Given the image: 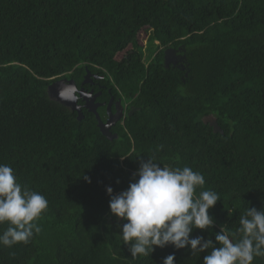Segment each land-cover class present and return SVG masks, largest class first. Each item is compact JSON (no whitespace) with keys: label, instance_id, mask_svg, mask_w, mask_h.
Wrapping results in <instances>:
<instances>
[{"label":"trees","instance_id":"trees-1","mask_svg":"<svg viewBox=\"0 0 264 264\" xmlns=\"http://www.w3.org/2000/svg\"><path fill=\"white\" fill-rule=\"evenodd\" d=\"M168 47L179 61L166 66ZM86 69L137 107L112 140L93 112L78 119L47 94ZM148 157L202 173L197 195L219 194L214 225L193 238L215 242L222 225L235 232L248 207L264 208V0H0V164L48 201L41 232L0 245V264H163L173 254L203 264L211 249L167 245L134 259L121 239L127 221L111 214L106 189L127 190Z\"/></svg>","mask_w":264,"mask_h":264},{"label":"clouds","instance_id":"clouds-1","mask_svg":"<svg viewBox=\"0 0 264 264\" xmlns=\"http://www.w3.org/2000/svg\"><path fill=\"white\" fill-rule=\"evenodd\" d=\"M68 99L75 97L68 93ZM135 182L127 190L113 195L112 187L106 192L111 197L110 212L123 224L120 237L130 245L131 257L151 255L157 247L172 245L175 249L189 247L191 255L204 253L203 264H253L256 257L264 258V208L248 207L239 217L235 232L221 226L215 242L202 236L192 237L195 229H211L215 221L209 215L219 194L202 190L205 178L190 167H167L154 157L141 160ZM88 182L90 183V179ZM48 207L40 193L18 182L10 165L0 164V224L7 228L0 233V245L11 248L18 243L27 244L39 234L37 221ZM175 256L168 255L163 264H174Z\"/></svg>","mask_w":264,"mask_h":264},{"label":"water","instance_id":"water-1","mask_svg":"<svg viewBox=\"0 0 264 264\" xmlns=\"http://www.w3.org/2000/svg\"><path fill=\"white\" fill-rule=\"evenodd\" d=\"M170 53V48L165 49L164 51V64L168 66L172 61L169 59L168 55ZM174 64V62H172ZM88 76V72L85 74V78ZM86 79L83 80L85 82ZM82 89H77L75 81L71 79H65V78H57L56 80L52 81L47 86V94L50 98L58 101L60 104L68 107L70 110L75 111L77 113V118L81 119L83 117L82 111H81V105L77 103V96H81L85 99V95L81 92ZM77 91V95H76ZM71 93L75 99H68L66 94ZM93 99V98H92ZM88 111H91L94 113L95 118L97 120V126L100 130V132L107 137L108 139L112 140L113 138L117 137V134L111 132L110 128L115 123L116 120L120 119L121 117V111L116 108L115 113H111L110 109L108 107L107 109V119L106 121H103L97 110L96 107H93L88 104V101L85 99L84 105H83ZM204 122H208L209 125L212 126L214 132H220L222 133L221 128L217 124L216 120L212 116H207L203 120Z\"/></svg>","mask_w":264,"mask_h":264},{"label":"flooded vegetation","instance_id":"flooded-vegetation-1","mask_svg":"<svg viewBox=\"0 0 264 264\" xmlns=\"http://www.w3.org/2000/svg\"><path fill=\"white\" fill-rule=\"evenodd\" d=\"M168 48H170V53L168 57L172 62H174V64H176V62L179 61V56H178L179 51H176L177 49L175 50V48L173 49V47H168ZM87 72H88V76L85 78V74ZM59 78L71 79L67 77H59ZM84 79H86L85 82H83ZM75 84L77 89H82L81 92L85 95V99L88 101L89 105L96 107L97 112L99 110L101 112H104L105 118L103 119V121H106L107 119L108 107L111 113H115L116 108L119 109V111H121L122 115L120 119L116 120L111 127H113L120 120L122 122L126 115L131 114L137 109L135 105L129 103V101H126L123 97H119L118 95L112 93L111 88L110 86H108V83L104 79L103 74H99L95 71H90L86 69V72L82 75V79L80 80V82L79 83L75 82ZM104 89L108 93L107 98H104L102 95V90ZM76 95H77V91H76ZM85 99L81 96H77V103L81 105V108H85L83 106Z\"/></svg>","mask_w":264,"mask_h":264},{"label":"rangeland","instance_id":"rangeland-1","mask_svg":"<svg viewBox=\"0 0 264 264\" xmlns=\"http://www.w3.org/2000/svg\"><path fill=\"white\" fill-rule=\"evenodd\" d=\"M155 46V43L147 40V42L144 43V46H143V51L148 52L149 50H151L153 47Z\"/></svg>","mask_w":264,"mask_h":264}]
</instances>
